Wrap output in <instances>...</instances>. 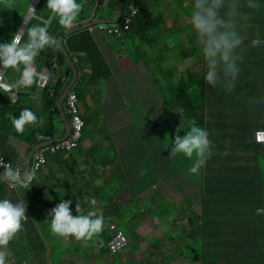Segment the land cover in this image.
I'll return each instance as SVG.
<instances>
[{
  "label": "trees",
  "instance_id": "trees-1",
  "mask_svg": "<svg viewBox=\"0 0 264 264\" xmlns=\"http://www.w3.org/2000/svg\"><path fill=\"white\" fill-rule=\"evenodd\" d=\"M153 1L123 0L124 7L130 5L139 7L140 14L134 21L133 28L129 32H123L122 38L110 37L100 32L90 34L88 30H85L65 39V47L71 59L78 60L76 63L78 72L82 75V71L85 70L80 66L82 63L90 68L91 84L106 81L112 76L106 57L96 41L97 37L101 36L111 44H119L120 47L114 46L117 47L115 51L118 53L119 48L125 49L129 41L138 39L141 32L149 33L163 24L166 25V20L155 18V10H150L149 6ZM168 1L174 3L177 0ZM77 2L83 4V9L74 27H80L95 20L114 21L117 16L118 0H77ZM258 2L260 8L257 10L248 8L240 10L241 15L238 18L237 26L245 39L241 49V73L234 92L226 93L220 88H209L204 82L206 66L202 53L200 52L199 57L196 51H189V49L182 52V59L187 60L185 62L190 60L193 65L201 61L204 65L201 76L194 74V69L190 68L183 74V78L173 86L160 87L159 82H156L172 114L176 113V116L183 117L182 123L186 124L188 120H195L199 126L206 128L210 133L209 138L215 146L212 156L216 163L215 168L211 169L218 175L216 186L205 197V201H202L201 215L191 214L188 222L191 228L189 235L205 242L206 246L203 252L214 253L211 258L209 253H206V257H202V264H264V213H261L264 210V170L258 158H252L249 164L245 160L243 164L241 158L236 155V151L241 149L242 145L239 138L245 137L246 133L255 134L257 129L253 130L252 127L264 124V121L250 116V114L259 112L252 104H261L264 97V66L258 68V71L257 68L252 67L253 65L258 66L259 60H264V45L261 47L255 45V42L264 43V0H258ZM33 3L34 0H11L9 5L8 0H0V44L10 42L13 34L22 28ZM46 4L47 0H40L34 13L35 16L48 17L50 15ZM112 6L115 7L111 8ZM33 23H37L35 17L30 20L29 25ZM48 29L59 43L67 33V30L62 28L55 18L50 21ZM142 42L147 41L143 40ZM147 45L150 47L149 43ZM164 53L159 50L157 55ZM126 54L133 59L134 65L137 66L138 61L132 52L128 51ZM33 65L38 74L47 68L51 72L50 81L58 76L57 83L49 82L44 90H40L37 86L38 78L34 76L28 86L21 84L18 87V102L16 104L11 101V93L0 88V144L9 134L23 140L31 150L40 141L38 135H41L42 139L58 136L54 114L50 115L44 125L27 126L22 133L15 131L7 118L8 113L18 116L22 109L33 106L31 97L36 93H40L39 95L43 97V111L56 108L58 99L73 79L71 67L59 46L42 50ZM14 69L16 71V67L6 68L2 79L4 84L14 86L11 82L12 78H18V73H14ZM51 91H55L53 97L50 96ZM73 92L80 100L79 94L76 91ZM30 110L33 111V109ZM68 111V120L71 123L69 108ZM56 116H60L58 109H56ZM185 130L187 129L185 128ZM84 137L85 131L82 139ZM225 141H230L227 148H225ZM250 148L249 145L245 146L247 150ZM76 150L60 151L56 155L72 154ZM255 150L256 148L253 147L251 152ZM229 172L238 174L229 175ZM34 186L35 182L29 187H23L20 193L10 189L5 181L0 182V189H4V195L9 196L8 199L14 203L23 199V191L31 196ZM167 188L171 192L185 194L186 198L179 201L181 206L183 204H185L184 207L192 205L195 201L194 194L190 190V181L189 183L182 181L171 183ZM161 194L165 195V192L159 189V194L156 197ZM26 203L28 206L29 200H26ZM161 212L162 214L159 215L161 218L167 216L172 219L180 216V213L172 208L165 210L161 208ZM186 212L185 209L184 215ZM35 229L36 225L32 224V219L23 222L22 230L18 233L21 238H18L17 243L26 246L36 241V236L32 234L23 235V232L30 231L34 234ZM101 234L100 239L106 243L110 235L107 232ZM15 239L17 236L11 241L12 245H17L14 243Z\"/></svg>",
  "mask_w": 264,
  "mask_h": 264
},
{
  "label": "crops",
  "instance_id": "crops-1",
  "mask_svg": "<svg viewBox=\"0 0 264 264\" xmlns=\"http://www.w3.org/2000/svg\"><path fill=\"white\" fill-rule=\"evenodd\" d=\"M165 13L167 15L162 12L154 14L163 15L166 20L171 18V16L172 19L175 18L173 10L169 14L168 10H166ZM176 19H178V16ZM168 25L170 26L171 24L168 23ZM96 41L102 49L112 72V76L107 81L95 83V85H100L103 88L102 92L98 95L101 97V100L105 101L103 106L105 112L97 109L93 103L91 108L85 96L80 93L81 90L93 87L92 85H94L89 82V71L87 69L82 71L83 75H79L77 81L81 85L79 101L83 117L87 115V109H89V112L91 111L90 109L99 111L100 114L97 117L100 120L99 129L94 127V130H97V132H94L89 122L85 119L87 121V127L85 125L84 129L85 137L74 153H61L59 156L47 153L48 164L40 172H36L33 194L30 196L25 191L22 192L24 193L23 199L25 201L29 200L27 217L29 220L32 219L33 225H36L34 234L30 231L23 232V235L32 234L36 236V253H29L28 247L30 248L33 242L26 246L25 244H18V238L21 237L17 234V239L14 241L17 245H12V242L8 245V250L12 254L9 257V262L10 264H117L116 261L118 259L120 264H156L159 261L154 260L152 256L155 255L151 250L161 245L160 252L158 253L160 257L163 256L158 264H185V257L183 255L186 253L176 251L174 246L170 244V242L173 244L172 239L163 233H159V244H156L157 242L152 238L149 239L147 237V235L151 236L152 234L143 233V236L137 238L136 241L134 239L131 240V246L124 253L113 256L107 253L108 251H105L104 244L99 243L95 238L91 241H77L71 237H58L50 231L49 223L51 222V217H49L48 213L62 199L72 200L70 208L73 216L77 214L75 208L78 201L85 212L95 211L105 219L113 217L114 221L112 222H116L115 218L121 215L120 211L128 212L131 208H136V198L145 196L143 198L145 201L147 196L151 194L149 202L151 204L150 208H153V205L157 204L156 195L159 194V189L167 193L170 191L167 188L168 184L175 183L174 176L169 173V161L174 160V157L169 156L168 161L165 160L168 163H162V159L156 156V149L158 146H162L169 150L170 155L171 141H174L177 134L176 129L180 126V122H183V117L179 115L180 118H178L176 117V113L173 115L170 113L171 110L161 95L156 82H159L160 87L164 86L167 88L173 86L175 84L174 79L179 75V64L170 59L172 58L171 55L166 54L164 55V59L166 58L167 60H164V62H160L156 57H153L149 59V62L145 63L143 58L138 60L135 57L138 61V65L136 66L133 59L125 52L129 44L125 49L119 48L117 53L115 51L117 47L114 46L120 47L119 44H111L101 36L97 37ZM180 47L184 50V45ZM166 52L168 53V51ZM108 58H111V63L108 61ZM170 63L174 64V67L170 66ZM258 63V66L263 65L264 60H259ZM189 65L190 61H188V67H191ZM258 66L253 65L252 67L257 68ZM158 67L160 73L156 69ZM171 68L174 69L171 70ZM255 88L258 91L257 86ZM54 93L55 91H51L50 96L53 97ZM160 96L163 99L162 105L168 108L167 114L162 119L158 115L155 117L152 112V108L160 104L158 101ZM39 97L42 105H44L42 95ZM60 100L61 97L57 101L56 108H50L46 111L47 118L44 120L45 123L50 115L54 114L53 118L55 126L58 129V136L56 138L44 139L41 142L62 139L66 135L65 119L69 122L68 105L66 104V100L61 105ZM263 100L261 104H252L257 109L256 111H259L261 107L264 108ZM134 107H138L139 111L133 110ZM56 109L60 111L59 117L56 116ZM100 115L102 116L101 119ZM103 117L107 126L111 127V130L107 129L101 122ZM252 129H257V131L263 130L264 124L255 125ZM112 135L116 137L120 145H116L110 140ZM4 138L0 144L2 146L0 154L10 158L17 165H26L27 159L34 147L30 150L23 140L9 134ZM239 139L242 145L241 149L236 151V155L241 158L242 163L244 164L246 160L249 164L250 160L255 157L258 158L264 170V146L255 142L254 134L246 133L245 137L241 136ZM247 145L251 146L248 150L245 149ZM253 147L256 150L251 152ZM190 159L185 157L182 160V166L178 169L180 174L189 173L192 175L189 181L190 187L193 189L195 201L192 205H186V221H181L183 228L187 226V231H190L187 235L177 236L182 241H187L188 239L193 241L189 244L191 246H199L198 241L200 238L195 239V236L189 235L191 232V228L188 225L189 217L191 214L194 216L201 215L203 211L202 201H205L208 193L215 188L218 175L211 169L215 168L216 163L213 156L211 160L212 166L209 168L207 165L205 167L206 171H202L199 168L194 172L190 171V169L195 168V164L193 163L190 167H185ZM197 165L199 166L198 162ZM234 174L238 173L229 172V175ZM49 176L52 178L54 186L58 185L60 190L53 188L52 185L49 186V182H47ZM98 180H102L103 183L97 184L96 181ZM189 181L186 180L185 182L189 183ZM4 194V189L1 188L0 199L9 198V196ZM32 198L35 201H32ZM91 198H95L97 202L95 206L91 205ZM130 215V218L126 219L125 224L128 223L129 226L133 227L135 226L134 223L136 222L137 215L135 213H131ZM180 216H184V211L180 212ZM166 220H159L162 228H165L162 224ZM157 225L159 224L156 223ZM105 228L103 227L102 232L105 231ZM165 229L170 232L168 228ZM145 238L148 239V243H145ZM98 239L101 240L100 235ZM164 246L167 248L165 247L162 250ZM201 247L203 249L198 251L199 255L202 254L201 258H205L206 253H209L211 258L214 253H203L205 248ZM81 249H83V253H79ZM174 249L176 252L173 253V255H176L175 258L171 257L170 254ZM190 254H195L194 262L191 261L190 264H199L198 259L200 256L197 253Z\"/></svg>",
  "mask_w": 264,
  "mask_h": 264
},
{
  "label": "clouds",
  "instance_id": "clouds-1",
  "mask_svg": "<svg viewBox=\"0 0 264 264\" xmlns=\"http://www.w3.org/2000/svg\"><path fill=\"white\" fill-rule=\"evenodd\" d=\"M8 3L10 5L11 0H8ZM241 8L257 10L260 8V4L258 0H243V3H241V0H193L192 9L189 15V23L191 25V29L195 34L196 42L200 47L202 58L206 66L204 82L211 89L220 88L226 93H232L237 88V83L241 73V68H240V64L242 62L241 49L245 39V37L238 30V26H237L238 18L241 15V11H240ZM46 9L50 13L48 17L35 16L34 13L36 12L35 11L36 9H34L31 5L29 12L30 14H34L32 19L35 17L37 23H33L29 25V23L25 21V23L29 25L28 27H26L25 29L24 28L18 29L17 32L13 34L10 42L0 44V69L23 66L25 70L24 72L27 73L29 67L35 62L36 58L39 56L42 50H44L45 48H56L58 46L60 47V43L58 39L55 36L51 35L48 29V25L53 18H55L58 24L62 28L66 29L67 32L79 28V27H74V25L77 22L79 15L83 9V4L78 3L77 0H47ZM96 21H100V20H95L93 22ZM93 22L87 24H91ZM103 25H109V24H103ZM87 30L89 31V28ZM95 32H99V31L96 30L93 33ZM255 45L261 47L264 45V43L255 42ZM64 46H65V41H64ZM184 50H186L185 47ZM71 60L76 66L78 60L76 58ZM190 68L192 67H189L188 70ZM44 69L48 70L47 68ZM39 74L36 72V67H35L34 75L36 76ZM48 75H49V82H54L56 84L57 80L50 81L51 72H49V70H48ZM79 75H81V73L78 72V77ZM2 79L3 76L1 77L0 80L1 85H3ZM32 79L28 82L29 84L31 83ZM77 84H79V81H77V83L75 84L73 89L69 92V94L74 93L73 91L76 88ZM0 87L6 92V90L2 86ZM40 90H44V89H40ZM39 94L40 93L36 94V96L39 97L40 96ZM67 98H66V104H67ZM170 113L172 114V111ZM7 118L11 122L13 129L19 133H22L27 126L44 124V119L38 118L36 113H34L29 108L22 109L18 116L8 113ZM185 128L187 130H185ZM181 131H183L184 133L182 136L179 134ZM258 131H264V130H258ZM258 131H256V133L254 134L255 142L261 146H264V142H259L257 138ZM71 133H72V128H71ZM176 133L177 134L175 136L174 141H171L169 156L175 157L177 155H182L186 158H191L188 161L189 162L188 166L190 167L192 163L195 164V168L190 169V171L193 172L196 171L197 168H199L202 171H206L205 167H207V165L209 168L210 166H212L211 160H212V155L214 154L215 146L210 140L209 138L210 133L206 128L204 127L202 128L201 126H199L195 120H188L186 124L180 122V126L176 129ZM39 140L40 143L44 139L40 138ZM229 145H230V141H225V148H227ZM197 162L199 166L197 165ZM0 166L4 168V171L1 170L3 171L2 175H0V177L3 178L2 181H4L5 178L6 179L5 181L8 180L12 184L22 185V187H20L21 189H19V192L23 189V187H29L25 183V180H27L30 177L35 178L36 171L35 170L31 171V166L29 172L24 171L23 177L21 176V172L17 168L13 167L8 163L7 164L3 163L2 160H0ZM22 166L26 168L25 164ZM42 168L40 170H42ZM35 180L36 178L34 179V182ZM96 183L102 184L103 181L98 180L96 181ZM96 203L97 202L95 198H91V205L95 206ZM71 204H72V200L62 199L61 202L58 205H56V207H54L49 211L48 215L49 217H51V222L49 223L51 233L61 238L71 237L76 239L77 241L80 240L91 241L95 238L98 240L99 243L102 244L103 241L99 240L98 237L102 233L103 227L108 228V233L110 235L109 225L110 223H113L112 222L114 221L113 217H108L105 219L102 215H98L95 211L85 212L78 201L76 202V208H75L77 214L73 216L70 208ZM26 210H27V203L24 199L19 200L15 203L8 198L0 199V264H10L9 257L12 254L8 250V245L14 239V237L22 230L23 222L28 220V217L26 216ZM261 212L264 213V210H262ZM114 223L119 227V225L116 222ZM106 243H103L105 248H106ZM128 244H129V239H128ZM163 249L164 247L162 248V250ZM106 251H108L107 248ZM108 253L110 252L108 251ZM162 256L161 257L159 256L160 259L162 258Z\"/></svg>",
  "mask_w": 264,
  "mask_h": 264
},
{
  "label": "rangeland",
  "instance_id": "rangeland-1",
  "mask_svg": "<svg viewBox=\"0 0 264 264\" xmlns=\"http://www.w3.org/2000/svg\"><path fill=\"white\" fill-rule=\"evenodd\" d=\"M192 4H193V0H177L174 3L173 2L169 3L168 0H154L153 2H151V6H149L151 11L155 10L154 13L162 12L163 14L167 15L165 13L166 10H168V14L171 12V10H173L174 14H175V18L172 19V16H171V18H168L166 20V19H164L165 17L163 15L155 14V18L166 20V25L163 24V25L155 28L154 31H151L149 33L141 32L140 33L141 35L139 34V38L136 39L135 41H129V42L127 41L129 43V46H128V49H125V52L127 53L128 51H130V52H132V55L135 56L138 60H141L143 58L145 61H148V62H149V59H152L153 57H156L158 59V61H160V62H164V60H167L166 58L164 59V55H166V54L171 55L172 58H170V59H172L175 63L179 64L178 65L179 75L177 76L176 79H174L175 83L178 82V80H181L183 78V73L185 71H187L189 67H188V62H185L187 60H185V61L182 60V52L183 51L185 52V50L181 49L180 46L184 45L186 50L189 49V51H193V52L196 51L198 53L199 57H200V52H201L200 47L196 42L195 34H194L193 30L191 29V25L189 23V15H190V12L192 9ZM114 7L115 6H112L111 8H114ZM107 9L112 12L111 9H109V8H107ZM177 16H178V19H176ZM168 23H170L171 25L169 26ZM174 27H176V28H174ZM166 29H168V30L166 31ZM165 32H166V34H165ZM141 40L142 41L146 40L147 42L144 43ZM148 43L150 44V47L147 45ZM132 45L134 46V48L135 47L136 48L134 49ZM172 49H174V51H172ZM159 50H162L163 53L164 52L165 53L161 54V55H157ZM166 51H168V53ZM108 61L111 63V58L110 59L108 58ZM80 66H81V68H85V69H87V71H89L88 79L90 82V79H91L90 68H88L83 63ZM170 66L174 67V64L170 63ZM190 66L194 69L193 72L196 75L201 76V74H202L201 69L204 68V65L201 61L194 63V65H193V63L190 62ZM261 66H264V64L258 66L257 71H258V68H260ZM156 69H157L158 73H160L159 67ZM173 69L174 68H171V70H173ZM24 71L25 70H24L23 66L16 67V71L14 69V73H18V78H16V77L12 78V81H11L13 83L12 85L15 86L17 82L19 83L23 73H24V77H23L24 83L23 84L26 86L29 85L28 82L35 75L33 73L31 78L29 80H27L25 77L26 72H24ZM82 75H83V72H82ZM18 79H19V81H18ZM52 80L53 81L58 80V76L54 77ZM92 86L93 87H88V88L81 90L80 93H82L85 96L87 103L91 108H92V103H93L94 106L97 107V109L101 110L102 112H105V110L103 108L105 101L101 100V97L98 95L102 92L103 88H101L100 85H95V84ZM80 89H81V85L77 84L74 91H76L79 94ZM12 91L15 92V90H12ZM36 94H34L32 96L33 106H29L28 108L33 109V112L36 113L37 117L43 118L45 120L47 118V113H46V111H42L43 110L42 108L44 105H42V103L39 99L40 97H37ZM11 101H12V99H11ZM158 101L160 104H158L156 107L152 108V112H153L155 117H157V115H158L160 117V119H162L167 114L168 108L162 105L163 99L161 96L158 99ZM263 104H264V100H263ZM90 110L92 112L91 111L89 112V109H87V115L85 117H83V119H84V121L86 119L89 122L90 127H92L91 129L94 132H97V130H94L95 129L94 127H97V129H99V121L100 120L97 117L100 114V112L94 111L92 109H90ZM133 110H135L136 112L139 111L138 107H134ZM250 116L258 118L259 121H264V108H260L258 113L250 114ZM101 118H102V116L100 115V119ZM87 121H85V123ZM101 122L104 124V126L107 129L111 130V127L107 126V123H106L104 117H103ZM180 134L183 135L184 134L183 131H181ZM110 140L114 144L120 145V143L118 142V140L116 139V137L114 135H112V138ZM156 153H157L156 156H158V158L162 159V163H168V162H165V160L168 161V157H169V150L168 149H165L162 146H158L156 149ZM184 158L185 157L182 155H177L174 157V160L169 161V164H170L169 165V173H170V175L174 176V178H175L174 181L178 182V183H179V181H182V182H185L186 180L189 181L192 178L191 177L192 175H190L189 173H182V175H181L178 171V169H180V167L182 166L181 164H182V160ZM188 164H189V162H187L185 167H187ZM193 178L195 179L194 176H193ZM47 182H49V186L52 185L53 188L59 189L58 185L54 186L53 180L50 176H49V179L47 180ZM190 190L192 191V188H190ZM144 197L141 196V197H138L135 199L136 208H131L128 212L120 211L121 215H119L115 218L116 223L126 233L128 239H129V244H128L127 249L131 246V243H132L131 240L134 239V241H136L137 238H140L141 236H143V233L144 234H152L151 236L147 235V237L149 239L152 238L155 242H157L156 244H159L158 243L160 241L159 233L160 234L163 233V234H166L165 236L173 239L172 240L173 244L171 242H170V244L174 246L176 251H178L180 253H186V254H184L186 256L183 255V257H185V264H190V262L193 261V259L195 257V254H190V253H197V255H199L198 251L203 249L201 246H203L205 248V246H206L205 242L200 240V241H198L199 246H191L189 244H191L193 241H191L190 239H188L187 241H182L177 236V235L182 236L184 234L187 235L188 232L190 231V230L187 231V226H185L183 228V226H182L183 223H181L182 220L186 221L185 215L179 216V217H174L172 219L167 218V216H165L163 218H161L159 216L162 214L161 208H164V210L166 208H172L179 213L181 211H184L186 209V207H182V206H184L185 204H183L181 206L179 201L184 200L186 198L185 194L181 193V192H175L174 193L171 191H168L167 193H165V195L161 194V196L157 197V204L153 205V208H150L151 204L149 202V198L151 197V194H149L147 196L145 201L143 199ZM167 197L169 198L168 200H167ZM33 200L35 201L34 198H32V201ZM36 201H37V198H36ZM131 213H135L137 215L136 216L137 217L136 222L134 223L135 226H133V227L129 226L128 223L125 224L126 219L130 218ZM162 219H168L169 220V221H163L162 225H163V227L168 228L170 230V232L167 229L162 228L160 226L161 223H159L160 222L159 220H162ZM156 223L159 224V225H157L158 228H156L157 227ZM107 231H108V228L106 227L104 232H107ZM133 231H134V233L131 234ZM186 238H187V236H186ZM144 241H145V243H148V239L145 238ZM144 247H145V245H144ZM160 247H161V245L156 246L155 249L151 250V252L155 255L152 257L156 261H159V259H160L159 255H158L159 254L158 252H160L159 251ZM165 247L166 246H164V248ZM28 249H29V253H36V241H34L30 245V248L28 247ZM175 249L172 251V253L169 252L171 254V257H174V258L176 257L175 254L173 255V253H176ZM79 253H83V249L79 250ZM169 253H167V254H169ZM150 261H151V259H150ZM198 261H199V264H202L201 256L199 257ZM116 263L120 264V261L117 259ZM170 264H172V263H170Z\"/></svg>",
  "mask_w": 264,
  "mask_h": 264
},
{
  "label": "built area",
  "instance_id": "built-area-1",
  "mask_svg": "<svg viewBox=\"0 0 264 264\" xmlns=\"http://www.w3.org/2000/svg\"><path fill=\"white\" fill-rule=\"evenodd\" d=\"M150 0H142V2H149ZM140 14L139 7L135 5L126 6L123 10L122 18L118 25H103L100 24L95 27H90L89 32L93 33L98 30L101 33L106 34L110 37L122 38L123 32H129L133 28V23ZM38 77V87L40 89H45L49 82L48 70L44 69L41 74L36 75ZM1 80V79H0ZM2 87L6 90V92L11 93L10 97L12 102L15 104L18 102V91L9 86L2 85ZM12 90H15L13 92ZM13 92V93H12ZM67 105L71 112V128L72 133L66 139H62L53 143L52 145L43 148L37 151L34 155L33 161L31 163V171L32 170H40L42 167L47 165V153L52 155H56L60 151H72L79 147L80 141L82 139L83 130L85 127V121L83 119V112L81 105L79 103V99L76 94L72 93L68 95ZM38 138H42L38 136ZM257 138L259 142H264V131L257 132ZM0 160L5 164H10L13 167L17 168L21 172V176L23 177L25 167L20 165H15L10 159L6 156L0 154ZM0 170H4L2 166H0ZM34 177H30L25 180L27 186H30L34 182ZM3 179L0 177V182ZM9 185V188L15 191H19L22 185L20 184H12L9 181H6ZM110 238L106 243V248L112 255H117L122 253L128 246V238L126 237L124 231H122L114 222L109 225Z\"/></svg>",
  "mask_w": 264,
  "mask_h": 264
},
{
  "label": "water",
  "instance_id": "water-1",
  "mask_svg": "<svg viewBox=\"0 0 264 264\" xmlns=\"http://www.w3.org/2000/svg\"><path fill=\"white\" fill-rule=\"evenodd\" d=\"M39 1H40V0H35L34 4L32 5V7H33L34 9H36V7H37ZM123 5H124V4H123V0H118V12H117V17H116V19H115L114 21L100 20V21L93 22V23H91V24L84 25V26H82V27H79V28H76V29H73V30L67 32L66 35H65V37H64V39L61 40V42H60V49H61L62 53L64 54V56L66 57V59L68 60L70 66H71L72 72H73V80H72V82L70 83V85L68 86V88H66L65 92L63 93V95L61 96V100H60V104H61V105H62L63 102L66 100V98H67L69 92L73 89V87H74L75 84L77 83V78H78V72H77L76 66H75V64L73 63V61L71 60V58H70V56L68 55L67 50H66V48H65V46H64V41H65V39L68 38V37H70V36H72V35H75V34H77V33H80V32H82V31H84V30H87V29L90 28V27L96 26V25H100V24L116 25V24H118L119 21H120V19L122 18V15H123V8H124ZM33 16H34V14H30V12H29L28 15H27V17H26V20H25V21H27V22L29 23ZM27 26H28V25L24 22L22 28L25 29ZM260 45H262V44H260ZM31 66L34 67V71H35V66H34L33 64H32ZM5 71H6V69H1V70H0V79H1V77L3 76V74L5 73ZM23 77H24V74H23ZM23 77L21 78V80L19 81L18 84H16V85L13 86V87H9V88H12V89L17 90L18 87H19L21 84H23ZM3 85H5V84L3 83ZM0 86H2V85L0 84ZM5 86H6V85H5ZM7 87H8V86H7ZM65 126H66V135H65L64 138H62L63 140L66 139V138H68L69 135H70V133H71V125H70V123L67 121V119H65ZM62 139H53V140L44 141V142H41V143L37 144V145L32 149V151H31V153H30V155H29V157H28V159H27L25 172H29V169H30V165H31V161H32L33 155H34V153H35L37 150H40L41 148H44V147H46V146H49V145H51V144H53V143H55V142H57V141H60V140H62ZM2 172H3V171L0 170V175H2ZM4 179H5V178H4ZM7 181H8V180H7ZM261 213H263V212H261Z\"/></svg>",
  "mask_w": 264,
  "mask_h": 264
},
{
  "label": "bare ground",
  "instance_id": "bare-ground-1",
  "mask_svg": "<svg viewBox=\"0 0 264 264\" xmlns=\"http://www.w3.org/2000/svg\"><path fill=\"white\" fill-rule=\"evenodd\" d=\"M29 73H30V75H29ZM33 73H34V68L32 66H30L28 69V72L26 73V76H25L26 79L29 80Z\"/></svg>",
  "mask_w": 264,
  "mask_h": 264
}]
</instances>
